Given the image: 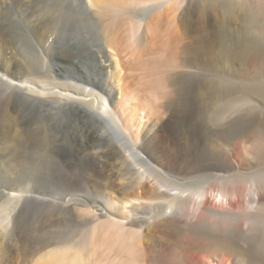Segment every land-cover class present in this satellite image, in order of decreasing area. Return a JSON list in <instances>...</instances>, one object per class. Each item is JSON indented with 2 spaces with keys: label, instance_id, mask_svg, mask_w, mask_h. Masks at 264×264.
<instances>
[{
  "label": "bare ground",
  "instance_id": "bare-ground-1",
  "mask_svg": "<svg viewBox=\"0 0 264 264\" xmlns=\"http://www.w3.org/2000/svg\"><path fill=\"white\" fill-rule=\"evenodd\" d=\"M239 4L0 0V264H264Z\"/></svg>",
  "mask_w": 264,
  "mask_h": 264
},
{
  "label": "rangeland",
  "instance_id": "rangeland-1",
  "mask_svg": "<svg viewBox=\"0 0 264 264\" xmlns=\"http://www.w3.org/2000/svg\"><path fill=\"white\" fill-rule=\"evenodd\" d=\"M236 1V0H235ZM237 3L241 6L240 10L242 11V15L235 17L234 23L232 24V28L237 36H246L248 37H258L259 39L264 40V6L261 5V1L257 0H237ZM261 7L263 9L261 10ZM78 10L81 9V5L78 4L77 6ZM240 12V11H239ZM37 46L41 47L44 49L43 46L40 44H36ZM4 50V48H3ZM264 62L260 59H252L243 63H237L236 64V69L237 73L235 75V82H236V96L245 94L246 91H243V87L247 86L248 84L252 83H260L264 84ZM245 90V89H244ZM248 97H250L251 93L247 92L246 93ZM254 97V95L252 96ZM251 97V98H252ZM253 99V98H252ZM240 100L237 99V104H236V116L239 115H245L250 116L258 114V110L254 111L252 109H249V105L242 104L239 102ZM254 101V100H252ZM255 102V101H254ZM260 104V103H259ZM262 106V104H260ZM264 105V104H263ZM251 110V111H250ZM258 120L263 119L264 117V110L259 114ZM263 126V127H262ZM260 131H257L256 133L254 132L255 138L257 136H261L260 143L261 145L259 148L256 149V151H251L247 146L249 145V142H245L243 140V137L239 135L237 139V150L240 151V156L238 160L240 162H243L245 159H253L257 155H262V152L264 150V124L262 125V122L260 123ZM260 132V133H259ZM253 133V132H252ZM258 133V134H257ZM262 133V134H261ZM253 135V134H252ZM253 168H256V166H253ZM261 171H264V165H261L260 167ZM29 184L27 187H31L32 183L31 181L28 182ZM23 184V183H22ZM21 183L18 186H24ZM134 203H137L136 201H133Z\"/></svg>",
  "mask_w": 264,
  "mask_h": 264
}]
</instances>
